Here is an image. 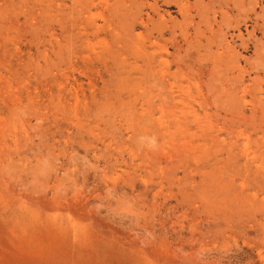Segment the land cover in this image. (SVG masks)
Listing matches in <instances>:
<instances>
[{
  "label": "rangeland",
  "instance_id": "374dc122",
  "mask_svg": "<svg viewBox=\"0 0 264 264\" xmlns=\"http://www.w3.org/2000/svg\"><path fill=\"white\" fill-rule=\"evenodd\" d=\"M0 264H264V0H0Z\"/></svg>",
  "mask_w": 264,
  "mask_h": 264
}]
</instances>
